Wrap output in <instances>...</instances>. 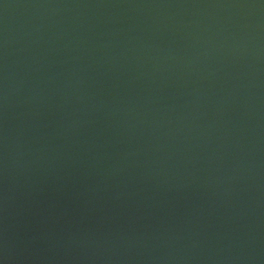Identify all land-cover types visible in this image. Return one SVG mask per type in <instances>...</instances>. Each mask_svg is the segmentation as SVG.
Returning a JSON list of instances; mask_svg holds the SVG:
<instances>
[{
	"label": "water",
	"instance_id": "1",
	"mask_svg": "<svg viewBox=\"0 0 264 264\" xmlns=\"http://www.w3.org/2000/svg\"><path fill=\"white\" fill-rule=\"evenodd\" d=\"M0 264H264V0H0Z\"/></svg>",
	"mask_w": 264,
	"mask_h": 264
}]
</instances>
